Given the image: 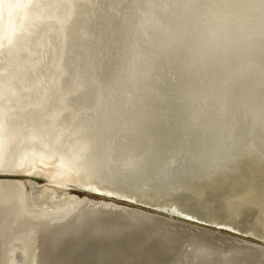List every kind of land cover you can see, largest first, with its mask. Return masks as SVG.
<instances>
[{
  "label": "bare ground",
  "instance_id": "1",
  "mask_svg": "<svg viewBox=\"0 0 264 264\" xmlns=\"http://www.w3.org/2000/svg\"><path fill=\"white\" fill-rule=\"evenodd\" d=\"M68 1L69 0H0V174L9 175L7 177L0 176V264H98V263L99 264H155V263L177 264L180 261L190 264L194 260L199 262L200 264H220L219 262L215 263L213 260L216 257L212 256L210 252L207 253L206 250L203 248L193 247L189 251L183 249L180 251L176 247L178 241L176 242L175 239L169 236L150 231L147 228L131 227V228H124L122 232L115 231L114 226L117 227L126 224L127 222L124 220L123 221L120 220L117 221V219L114 220L115 217L113 215L116 216L121 215V217H126V218H127L126 215L143 217L148 222L150 221L149 223L151 225L153 224L157 226V224L160 223L162 225L167 226L166 229L169 230L170 232H175L180 235H188V236L199 235L203 237H211V239H215V240L217 238H220L219 240L223 242L226 241L227 247L235 248L237 250L243 251V253H247L251 255V256L246 255L247 257H241L238 259L239 261L244 262L246 264H252V263L264 264V193H262L264 191V179L262 178L263 176L260 175L258 170L251 171V174H249L248 176L247 174H244L245 177L244 176L243 177L245 178V183L240 185L237 180L238 178L234 176V174H231L232 172H229V174L225 173L223 176H218L217 173V170L219 168L226 167V165L229 166L228 163H230L229 161L232 160L229 158V156L223 155V153L220 155V153L223 150H227V147L230 144L231 147H234V144L236 145V142L234 141L229 142V140H232L230 138L233 132L232 126L227 128L226 132L224 133L221 132V130L225 131L226 128L225 125H223L224 124L223 121L227 120V123H229V119H231L230 124H233L234 122L237 121L236 120L237 118L234 117L229 118L230 115L227 114H231L236 110V112L237 111L239 112V115L240 114L244 115V113L245 116L248 115V120L245 121L248 122V126L250 125L249 128H251V130L253 131L250 133V130H248V128L246 127L248 130L247 135L250 134L251 136L252 133L253 134L257 133L256 130H259L261 132L264 131V115H261V117L257 118L256 117L257 115L256 116L252 115V112H249V110L243 107L244 103L246 104L248 98H250L249 96L244 97L245 101L240 100V103L238 102L239 104L237 106H235L236 104H232V102L230 101L229 102L231 104L228 102L226 104V101L224 99L225 94L222 97L221 92L222 91H225V93L227 92L226 87H227L228 77H224L223 75H221V77L219 78L222 68L227 67L231 70H236L238 74L239 73L238 71L244 72L252 67V66H248V64L245 65V63L243 65L241 64V66L239 64H238L239 66H236V64L234 65L232 63L234 61L232 60L237 58L238 57L237 55H239L238 58H241L242 56L249 54L250 52H251L250 54H252L253 57L254 55H257L259 57L261 55H264V52L262 51L263 48L261 49L260 46H258L259 43L257 44V41L255 40L254 42L252 41L249 42L250 39L249 40L247 39V41L243 45L240 44L248 36L255 35L257 32L258 34H261L259 32H261L262 29H264V21L261 22L263 25H258V27L257 25L255 26V28L257 29V30L255 29L256 33H254L255 31L253 33H250V31L249 33H244L246 31H243L241 33L240 30L234 29L235 27L231 29L230 32L223 37L224 39H222L223 41L220 44V49L221 52H223L224 54H228L229 56L231 55L232 52H238L237 54L235 53L236 57L230 60H226L225 58L223 64L221 63L222 68L219 69L220 72L217 70L219 73L211 71L210 73L206 72L204 75H200V76L198 75L199 77H192L193 80L192 86L191 85L190 86L192 87L191 89H194L193 91L194 93L191 92L194 94V96L192 95L194 98L191 97L193 100L191 101L189 106L191 105L192 107L193 106L196 107V110H193L192 108L191 110L189 108L191 111H194V113L193 112L191 113L190 110L188 112L186 111V113H183L185 114L184 116L189 120V124H190V125L185 124V126L183 125V127H186V129L188 130L187 127L189 126L192 125L199 126V131H198L199 137L197 136L198 138L196 139L198 141H195L197 143H194L195 146L198 145V147L195 148L196 150L192 148L193 149L192 151L191 148L189 149L187 148V143L191 142V140L188 137L189 132L188 135H185V133H183V135L180 136V138L181 137L183 138V142H179L180 141L179 140L178 141L179 143H175L174 135L176 139H179L178 138L179 136L178 135H177L178 137L176 136L178 125L174 126L173 130L171 129L170 126L167 127V131L169 128L171 129V130L169 129L168 132L169 133L168 140L164 139V142L159 141V143H156L154 141L155 143L150 142L149 146L148 144L147 145L144 144L146 146L144 145L142 146L143 143L141 144V142H143L144 140L141 141L139 139L141 136L143 137V135L141 134V136L138 137V133H139L138 132L137 133L138 139L135 137L136 134H133L134 133L133 130H135L134 124L136 123L138 124L139 122L145 123V119L152 121V118L154 119V117H152L151 115H147L145 116L144 119L143 113L140 114L136 112L135 109H133L132 110L133 112L129 111L130 114L128 112H127L128 115L125 114L127 118L124 124H122L123 122L120 120L119 122L122 123L112 124L113 126L110 129H108L109 132L108 135L117 131H122V134L126 136L125 138L126 141L123 144L121 143L115 144L113 155L118 156L119 158L130 157L128 160L134 161V166L132 169H126L123 170L122 172H119L120 174L117 175L112 182L107 184V170H106V166H104V164L107 162V142H109L107 141V128L105 127L102 128L100 125L99 126L101 128L99 127L97 128L94 127L92 124H91L92 126L86 124L83 125L74 124L73 127L69 129L70 131H68L69 118L67 117H69V115L67 112H66L67 114H64L63 113L64 110H60L59 108L65 105L67 107V105H70L72 103L68 102V100L61 102L60 100L57 99L54 101L48 99L45 94L43 95L37 94L35 90H44V92H46L48 88L45 84L44 85L46 87L42 85L43 82L42 83L37 82L38 83L37 84V83H32L31 81L33 75L32 74L33 66L28 61L34 56L33 52L36 50L38 45L42 43L40 35L35 37L36 33H39V31H41V30L38 31L36 24L40 20H42L45 13L47 15L46 17L47 18L49 17L48 19L46 18L47 19L46 21H49L50 18H51L50 20L52 21L57 15L56 12H58V10L60 11L62 10L61 13L65 12L67 8L65 9L63 4ZM251 2L254 3V1ZM53 3L56 5V8L53 7L51 8V5ZM132 4H135L134 6L137 5L134 2ZM139 5L140 6L136 8L137 11L134 10L135 9L134 7H133L134 9H132L136 12L135 15H133V17L135 18L137 17L136 19H138L139 14L142 13L141 12L142 10L140 9L141 4ZM224 7L225 6H223V8ZM259 7L261 6L259 5ZM262 7H264V5ZM50 8L52 9V12L50 11L51 13L49 12ZM48 13H50L51 15L53 14V17ZM132 13L134 12L132 11ZM142 14L140 15L141 17ZM173 15H170L165 19L163 18L166 22L167 27L160 28V32L157 33L160 37V42L162 40L161 39L162 36H165L164 33H166L167 31L168 24L171 21ZM227 15L228 14H226V16ZM89 16L91 17V15ZM129 17L132 16L129 14ZM129 17L127 16V20ZM141 17H139V19L136 21L138 27L143 25L141 21L143 19L140 20ZM259 18H261V15L259 16ZM262 18L260 20H262ZM245 19H247V17ZM120 20L123 21V19H119L118 23L121 22ZM220 20L218 17V21ZM242 20L243 18L241 19V22ZM185 22H187V20ZM193 22L194 21H192V23ZM43 23L41 25H43ZM155 26L156 29H159L157 28L158 26L156 24ZM192 26H193L192 28L193 30L192 32H190L191 38L187 40L186 43L184 42L185 45L183 44L185 49L184 53H186L185 55H183L184 59L182 58L180 59V61L177 60L178 61L177 67H179L180 70L183 71L185 70L187 72L190 70L192 71L193 69L195 70L196 64L198 65V63L196 62L197 60H195L192 57L193 56L192 54L194 52L192 53V51L190 52V50L194 44L200 47L201 43L200 45H198V42L200 41L204 30V28H202V26L197 22L195 26L193 24ZM235 26L238 27L237 25ZM41 27H45V25ZM223 27H225L226 29V23ZM48 29L50 31L49 26ZM152 29L155 30L154 28ZM46 32L47 29L45 33ZM55 33L56 32L54 31L53 34L55 35ZM213 33L215 32L213 31ZM263 33L264 32H262V34ZM100 34H102V32ZM149 35L150 34L147 35V38ZM53 38L54 37H52L51 39ZM58 41L60 42V40ZM236 41H238L236 44L240 46L238 49H235L233 47ZM160 42L158 44L159 46H160ZM98 43L100 44L99 41ZM82 47L84 48L83 45ZM104 47L102 46V48ZM125 48H123V50H125ZM132 50L133 49L131 47V51ZM172 50L173 49H171V51ZM122 51L121 53L118 51L120 54L118 53L119 55L118 54L116 55L117 61H118V56H119V61H121L120 59L123 60V58H120L122 54H125ZM171 51H169V53ZM126 54L125 57L127 56ZM56 56L58 55L56 54ZM202 58L204 59V57ZM207 59L210 58L207 57ZM129 60L131 61L132 58L128 59V61ZM134 60L132 63H134ZM123 63L125 62H122L121 65L124 66V67L122 66V68L129 75L130 68L126 67L125 66L126 64L124 65ZM206 65H208V63H206ZM92 76L91 78H93ZM36 79L37 78H35V80L33 79V82L36 81ZM112 79L113 76L111 77V80ZM127 79H129V77H127ZM107 81L109 80L107 79ZM113 81L116 82L115 80ZM123 83L124 82H122V85ZM115 84L117 85V87L118 86L121 87L120 81L118 83L116 82ZM98 85L99 84H97V87H99ZM99 88L101 89V87ZM114 88L116 89V87ZM110 101H108L109 104ZM223 105H224V109L221 108L222 110L220 109L221 110L220 113L223 114V118H225V116L227 115V118L220 121L218 118L219 115L217 114L218 112L216 113L218 115V117L216 116V119L214 118L215 116L213 114L211 115L212 117L208 116L211 109L215 110V107H221V106L223 107ZM108 107H110V105H108ZM114 108H116V106ZM120 110H118L119 113ZM123 110L124 109H122L121 111L122 113ZM115 111L117 112V110ZM162 116L159 115L153 120L154 122L153 121L150 122L151 124L154 123V125L157 126H154L152 124L153 127L151 126L152 128H150V130L148 129L149 132L152 131L153 133H160L159 130L163 131V128L165 126L159 123L165 120L164 117ZM238 118L242 119L243 117L239 116ZM217 119L219 120V123L217 124L218 126L215 127L214 129L213 126H216L215 123L218 122L216 121ZM245 119L247 118L245 117ZM148 123L146 121L147 125ZM159 124L160 126H158ZM165 124L167 125V123ZM209 127H211L210 128L211 132H209ZM140 128L137 130H140ZM153 128H156V131H154ZM238 128L236 129L238 130ZM183 130L185 131V129ZM142 133H144V131ZM228 134H231V136H228ZM163 135H161V137ZM249 139L251 138L249 137ZM171 140H173L174 143H171L170 142ZM138 141H141L140 144ZM213 144H215V146ZM244 144L246 143L243 142V145ZM173 145H177V148L174 151H171L170 154L168 153V151H170L168 148L170 146H172L171 148H173L174 147ZM211 145L212 147L210 148ZM254 147L255 146H253V148ZM246 148L251 152L250 146L249 147L246 146ZM263 148L264 147L262 146V149ZM257 153L259 152L257 151ZM167 154L170 155L168 156ZM164 155L165 157L168 158H166L167 160H165L164 164L161 165L157 158L159 156L164 157ZM251 155L252 153H250V156ZM253 155H255V153H253ZM223 156L225 160L220 161ZM217 160H219L220 163L217 164L216 166L210 167V163L213 164V162ZM262 164L263 163H261V165ZM254 167L256 168L257 165H255ZM34 176H42L47 181L44 184H37L31 178ZM219 180H221L223 184H227L226 180H229L227 181L229 182V184L230 182H232L234 184L237 183L238 185V188H236L237 189L236 194L231 195L230 192L233 191H229L226 194L227 195L226 198L236 197L235 195L239 193L240 195L238 194V197L240 196L242 199L248 197L250 199L252 196H255L253 194H256L258 192L260 193L261 191L260 195L263 197L262 198L263 206L261 209L260 207H258L257 210L258 212H256L255 215L256 219H254V224H251L250 226L251 229H249L250 230L249 234H246L243 231V228L238 227L237 224L232 223L230 221L227 222V219L222 216V214H224L223 211H221L220 209H214L212 207L209 208L210 207L209 205L214 206L215 208H221V207L223 208V204L221 203L222 202L221 200L212 199V196L214 194L216 195L219 194L218 191L215 192L212 191L211 189L209 191L206 190V192L204 191L206 189L205 188L206 185L208 184H212V187L216 186V188H218L217 183ZM137 181L154 182L153 183L154 186H152L154 188H149V190L144 191L141 187L138 186L139 184ZM71 184H75L80 189L89 190L95 194L107 195L108 192L113 191L114 193L117 192L121 194H126L127 196L129 195L127 198H131V197L132 199L134 198L136 204L147 206L153 209L154 212L146 209H142L140 207H133L127 204H121L113 200H107L102 198L94 199L88 196H78L76 194H72L71 193L72 191L70 193L66 192V189ZM245 186L246 188H244ZM201 189L203 190V193H200ZM219 189H222V187H219ZM160 194L162 195L160 196ZM193 195H195V197L197 198V200L195 201L197 205H194L190 201ZM127 198L125 199L127 200ZM250 208H252V206H250L249 209ZM96 209H99L102 212L107 211V213L109 212L116 213L111 216H109L110 215L109 213L107 214L108 217H104L109 221L107 222L108 223L107 228L108 227L111 228L110 230L111 232L107 237H105L104 234L102 235L99 233L95 234V232L92 229L95 227L96 224H94L91 221H98V222L100 221L99 222L100 224L103 225L106 224V222H102L103 221L102 219L96 218L99 216L93 213L96 211ZM237 209H239L238 206L231 204L230 206L231 212L233 213L235 211L237 212ZM215 214L217 215L215 216ZM242 214L244 213L241 212L239 216L243 217ZM217 216L220 217V219H217L218 218ZM174 217L179 218L183 221L179 219H175ZM154 221L156 223H154ZM186 221H191L194 224H190ZM51 227H54L56 230L55 237L51 236V233L49 234V231L51 232L50 229ZM223 231L228 232L229 234L224 233ZM115 232L117 234L121 233L122 235L123 234L124 235L121 237H117L116 235H113V233ZM252 235L259 237L262 241L260 239L257 240L252 238ZM147 236L149 237V239L147 238ZM53 242H55L54 245ZM169 254L171 256H169ZM38 255L40 256L37 257ZM167 256H169V258H166Z\"/></svg>",
  "mask_w": 264,
  "mask_h": 264
},
{
  "label": "rangeland",
  "instance_id": "2",
  "mask_svg": "<svg viewBox=\"0 0 264 264\" xmlns=\"http://www.w3.org/2000/svg\"><path fill=\"white\" fill-rule=\"evenodd\" d=\"M218 1H219V4H218ZM229 1H232V2H229ZM229 1L228 0H221V1L220 0H215V1L214 0H178V1L177 0H175V1L174 0L173 1L172 0H165V1L164 0H152V1L151 0H147V1H145V0H141V1L140 0H136V1H133V0H69L68 2L64 3V4H67L68 7H67V5L63 4L64 8L65 9L67 8L66 11L63 10L65 12L61 13L62 10L61 11L58 10V12H56L57 15L52 20L53 23L50 20L51 18L49 19V21H46L49 17L47 18L46 17L47 15L45 13L42 20H40L36 24L38 31L39 30H41V31H39L40 34L36 33L35 37L40 35L42 43H40L41 45L40 44L38 45L36 50L33 52L34 56L28 61L33 66L32 74L34 76L32 75L31 81H32V83H37V82L42 83L43 82L42 85L45 84L48 89L46 92H44V90H35V92L37 94H42V95L45 94L48 99H51L54 101L57 99L60 100L61 102L68 100V102L72 103L70 105H67V107L65 105V106L59 108L60 110H64L63 111L64 114L68 113V115H69V117H67V118H69L68 119V121H69L68 131H70L69 129H71V127H73L74 124L75 125L86 124V125H90V126L93 125L94 127H97V128L98 127L99 128H101V127L107 128V141H109V142H107V162L104 164V166H106V170H107V184L112 182L116 178V176L120 174L119 172H122L123 170H126V169H132L134 166V161L128 160L130 157L129 158H119L118 156L113 155V150L115 148V144H119V143L123 144L126 141V139H125L126 136H124V134H122V131H117V132H114V133L108 135V133H109L108 129H110L113 126L112 124L122 123V122H123L122 124H124L126 122L125 120L127 118L125 114H127V115H128V113L130 114L129 111L133 112L132 111L133 109H135V111L140 113V114L143 113L144 119H145V116H147V115H151L152 117H154V119L159 115H161V116L163 115L162 117H164V119H165L164 121L159 122L160 124L165 126L163 128V131L159 130L161 134L160 133H153L152 131H150L151 133L149 132L150 128H152L154 125V123H152L153 125L150 123L154 120L153 118H152V121L145 119V123L139 122L138 123L139 125L137 123L134 124L136 126V127L134 126L135 130H133V132H134L133 134H136L135 137L137 138V133L139 132L138 137L141 136V134L143 135V137L141 136L139 140L146 141V142L138 141L139 144H140V142H141V144L143 143L142 146L144 144H146V145L148 144V146H149L150 142L153 143L154 141L156 143H159V141L164 142V139L168 140L169 139V133L168 132H169L170 128L167 131V127L170 126L171 129L173 130V127L178 125L177 126L178 130H177L176 136L178 135L179 137L178 136L177 137L179 139H176V137L174 135L175 143L183 142V138L182 137L180 138V136L183 135V133H185V135H188V132H189L188 137L191 140V142L187 143V148L188 149L191 148V150L193 151L192 148L195 149L198 147V145L195 146L194 143H197L195 141H198L196 139L199 137V134H198L199 126L198 125L189 126V127H187L188 130L186 129V127H183V125L185 126V124L190 125L189 120L184 116L185 114H183V113H186V111L188 112L191 108L193 110H196V107H194V106L192 107L191 105L189 106V104L193 100L192 98H194L193 97L194 96V94H193L194 89H191L192 88L191 87L192 81H193L192 77H199L200 75H204L206 72L210 73L211 71L212 72H218L219 69L222 68L221 63L223 64V61L225 60V58H226V60H230V59H233L236 57V54L238 52H232L230 55L231 57H230L228 54H224L223 52H221V49H220V44L223 41L222 39H224L223 37L226 36V34H228L231 29H233L235 27L234 29L240 30L241 33L243 31H246L244 33H249V31H250V33H253L256 29L255 26L257 25V27H258V25H263L261 22L264 21L263 20V18H264V7H262L264 5V0H259V1L258 0H256V1L251 0V1H254L255 4L249 0H247V2H246V0H237V1L236 0H229ZM248 1H249V3H248ZM133 2L136 3L137 5L134 6L135 4H132ZM137 2L139 4H141L140 9L142 10L141 12L143 13V14L141 13L142 17L140 16L141 14H139V17H141L140 20L143 19V20H141L143 25H141L139 27L136 23V21L139 19V17H138V19H136L137 17L136 18L133 17V15H135V13H136L135 11H137L136 8L138 6H140ZM142 2L144 5L142 4ZM174 2L178 7L174 4ZM177 2L179 3V5ZM145 3H146V5H145ZM252 5H253V7H252ZM259 5L261 7H259ZM63 6H61V7H63ZM223 6H225V7L223 8ZM256 6H257V8H256ZM52 7L56 8V5L53 3L51 5V8ZM51 8H50L49 12L50 11L52 12ZM132 9H134L135 11ZM173 9H174V11H173ZM132 11L134 13H132ZM219 11H220V14H219ZM50 13H48V14L51 15ZM124 13H127V14H124ZM168 13L169 14L172 13L170 15H173V14L174 15L171 19L172 22L170 21L168 24V28H167L166 33H164L165 36H162V38H161L162 40L160 42V37L157 33L160 32V28L167 27L164 19L166 17L170 16ZM223 13H224V15H223ZM64 14H65V16H64ZM129 14L132 17H129ZM226 14H228L229 16L228 15L226 16ZM89 15H91V17ZM126 15L129 17L128 20H127ZM155 15H156V17H155ZM260 15H261V18L263 17L262 20H260L261 18H259ZM51 16L53 17V14ZM137 16H138V13H137ZM255 16L258 18H256ZM218 17H219V20L221 19L220 21H218ZM226 17H228V18H226ZM246 17H247V19H245ZM242 18L244 21L242 20V22H241ZM90 19H91V21H90ZM119 19H123L124 22L122 20H120L121 22L118 23ZM251 19H253L254 21ZM186 20H187V22H185ZM192 21H194L195 23L194 22L192 23ZM250 21H252V22H250ZM196 22L198 24H200L202 26V28H204L203 33H202V37H201L200 41L198 42V45H200V43H201L200 47L196 46L194 44L190 50V52L191 51H192V53L194 52L192 54L193 55L192 57L195 60H197L196 62L198 63V65L196 64L195 70L193 69L192 71L190 70L187 72L185 70L184 71L180 70L179 67H177V66H178V61H180V59L183 58V55L186 54V53H184L185 52L184 45H185L186 41L191 38L190 32H192V30H193L192 24L195 26ZM234 22H235V24H234ZM42 23H43V25H45V27H41V26H43V25H41ZM154 23L158 26L157 28H159V29H156V26ZM225 23H226V29H225V27H223L225 25ZM242 23H244V24H242ZM90 24H92V25H90ZM152 24H154V25H152ZM47 25L49 26L50 31H49ZM51 25H53V26H51ZM146 25H148V26H146ZM235 25H237L239 28L236 27ZM104 26H105V28H104ZM243 26H244V28H243ZM253 26H254V28H253ZM52 28H54V29H52ZM152 28H154L155 30H153ZM46 29H47V32L45 33ZM88 30L91 32H89ZM161 30H164V29H161ZM251 30H253V31H251ZM54 31L56 32L55 35L53 34ZM168 31L169 32L171 31V32L169 33ZM213 31L215 33H213ZM222 31H224V32H222ZM97 32H98V34H97ZM101 32H102V34H100ZM149 32H151V33H149ZM262 32H264V29H262V31L259 32L261 34H258V32L256 33V31H255L254 33H256V34L252 35L253 37L248 36L240 44L243 45L247 41V39L248 40L250 39L249 42H251V41L254 42V40H255V41H257V44L259 43L258 46H260L261 49L263 48L262 51L264 52V33L262 34ZM168 33H169V35H168ZM57 34H59V35H57ZM148 34H150V35L147 38ZM101 35H103V36H101ZM257 35H259V36H257ZM260 35H262V36H260ZM52 37H54V38L51 39ZM58 37H60V38H58ZM167 37H169V38H167ZM101 38H103V39H101ZM122 39L124 40V42ZM48 40H49V42H48ZM58 40H60V42ZM98 41L100 42V44L98 43ZM86 42H87V44H86ZM159 42H160V46L158 45ZM237 42L238 41H236L234 43V46H233L235 49H238L240 47L239 45L236 44ZM80 43H82V44H80ZM261 43H263V44H261ZM47 44H48V46H47ZM151 44H153V45H151ZM82 45L84 46V48L82 47ZM261 45H262V47H261ZM102 46L103 47L105 46V47L102 48ZM126 46H128V47H126ZM130 46L133 49L132 51H135L137 54L135 52L131 51ZM123 48H125V50H123ZM153 48H154V50H153ZM171 49H173V50L171 51ZM176 49H178V50H176ZM258 49H259V47H258ZM101 50L102 51L104 50V51L102 52ZM118 51L120 53L122 51L125 54L127 51V54H126L127 58L125 57V54H122V56L120 58H123V60L120 59L121 61H119V56H118V61H117L116 55L119 53ZM169 51H171V52L169 53ZM36 52H37V54H36ZM45 53H47V54H45ZM55 53L58 56H56ZM102 53L105 55H103ZM176 53H178L180 56ZM208 53H209V55H208ZM250 53L244 55L246 57L242 56L241 58H238L239 55H237L238 57L235 58L234 60H232V61H234L232 63L234 65L236 64V66H239V65L241 66V64L243 65L244 63H245V65L248 64V66H252L247 71H244V72L238 71L239 73L237 74L236 70H231L227 67L222 68L219 78L221 77V75H223L224 77H228V81H227V87H226L227 92L225 93V91H222L223 93L221 92V94H222V97L225 94L224 99L226 101V104H227V102L228 103L232 102V104H236L235 106H237L240 103V100L245 101L244 97L249 96L250 98H248L246 104L244 103L243 107H245L247 110H249V112H252V115H254V116L257 115L256 117L259 118V117H261V115H264V72H263L264 71V55H261L260 57L257 55H254V57H253V55ZM128 54H129V56H128ZM46 55L48 58L46 57ZM135 55H136V57H135ZM202 57H204V59ZM207 57H209L210 59H207ZM90 58H92V59H90ZM124 58H125V60H124ZM131 58H132V60L128 61V59H131ZM134 58H135V60H134ZM139 58H140V60H139ZM147 58H148V60H147ZM44 59H46V60H44ZM198 59H199V62H198ZM133 60H134V63H132ZM247 60H249V61H247ZM43 62L45 63V65ZM122 62H125L123 64L124 65L126 64L125 66L130 68V72H129V75L131 74L130 76L128 75V73L126 71L123 70V68H122L123 65H121ZM81 63H82V65H81ZM135 63H136V66H135ZM206 63H208V65H206ZM250 63L253 65H251ZM120 65H121V67H120ZM234 65H232V66H234ZM58 67L61 69H59ZM133 67H134V69H133ZM41 69H42V71H41ZM196 71H198V72H196ZM235 71H236V74H235ZM39 72H40V74H39ZM97 73H99V74H97ZM90 75L91 76L93 75L92 76L93 78H91ZM231 75H232V77H231ZM112 76H113V79L111 80ZM124 76H125V78H124ZM54 77H56V78H54ZM127 77H129V79H127ZM35 78H37V79H36V81L33 82V79L35 80ZM107 79L110 82L107 81ZM113 80H115L117 83L120 81L121 87H119V86L117 87V85L115 84L116 82H114ZM95 82L97 84H99L98 86L101 87V89L99 87H97V84ZM122 82H124L123 85H122ZM128 82H130V83H128ZM70 84H71V86H70ZM69 87H70V89H69ZM114 87H116V89ZM68 91L70 92V94ZM113 92H114V94H113ZM127 92H128V94H127ZM191 92H193V93H191ZM196 92H197V90H196ZM57 95L61 96L62 98L58 97ZM102 95H104V96H102ZM229 99H231V100H229ZM108 101H110V104ZM115 101H117V102L119 101L118 102L119 104ZM114 103H116L119 106H117ZM108 105H110V107H108ZM70 106H72V107H70ZM113 106L114 107L116 106V108H114ZM128 107H129V109H128ZM121 108L124 109L123 113L121 112L122 111ZM221 108L224 109V105H223V107L222 106L221 107H215V110L211 109L208 116L212 117L211 115L213 114L215 116L214 118L216 119V116L218 117V115H219L218 118L220 121L227 118V115H230L229 118L230 117L237 118L236 119L237 121L234 122L233 124H230L231 119H229V123H227V120L223 121V123H224L223 125H225L226 128H225V131L221 130V132L224 133V132H226L227 128L232 126L233 127L232 128L233 132L231 131L232 136H231V134H228V136H231L230 138L232 140H229V142L234 141V142H236V145L234 144V147H231V144H230L227 147V150H223L220 153V155L223 153V155L229 156V158L232 160L229 161L230 162V163H228L229 166L226 165V167H222V168H219L217 170L218 176H223L225 173L229 174V172H232L231 174H234V176H236L238 178L237 180H238L239 184L241 185V184L245 183V178H244L245 175L244 174H247V176H248L249 174H251V171H257L258 170L260 175H262L263 176L262 178L264 179V148L262 149V146L264 147V143H263L264 140H262V139H264V131L261 132L259 130H256L257 133H254V134L252 133L251 134L252 137L250 136V134H248L249 135L248 136L247 135L248 130H250V133L253 131V130H251V128H249L250 125L248 126V122L245 121V120H248V115L245 116V113H244V115H241V114L239 115V112L238 111L236 112V110H235L234 111L235 113L232 112L231 114H227L225 116V118H223V114L220 113V111L222 110ZM69 109H71V110H69ZM115 110H117V112ZM118 110H120L121 114L119 113ZM192 112L194 113V111H191V113ZM119 114L122 116H120ZM95 115H96V117H95ZM233 115H235V116H233ZM90 116H91V118H90ZM221 116H222V119H221ZM239 116H241L243 118L242 119L238 118ZM244 116L247 119H245ZM76 117H77V119H76ZM116 117H119V118H116ZM95 118H96V120H95ZM181 118H182V120H181ZM91 119L92 120L94 119V120L92 121ZM119 120L122 122H119ZM219 120L218 119L216 120L218 122L215 123L216 126H213L214 129H215V127L218 126L217 124L219 123ZM146 121H147V123L149 122L148 125L146 124ZM165 123H167V125ZM94 124H96L97 126ZM160 124L158 126H160ZM154 126H157V125H154ZM234 126H236V127H234ZM246 127L248 128V130ZM139 128H140V130H137ZM210 128L211 127H209V132H211ZM236 128H238V130ZM153 129H154V131H156V128H153ZM183 129H185V131ZM142 130L144 131V133H142L143 132ZM140 131H142V132H140ZM161 135H163V136L161 137ZM166 135H167V138H166ZM145 136L147 137V139ZM228 136H227V138H228ZM249 137L252 139V141H251V139H249ZM111 139H113V140H111ZM151 139H153V140H151ZM148 140H149V142H148ZM174 141L171 140L170 142L174 143ZM249 141H251V142H249ZM243 142L246 144L243 145ZM215 144H213V145L215 146ZM251 144H252V146H251ZM146 145H144V146H146ZM173 146H174L173 148H171L172 146H170L168 148L170 150V151H168V153L171 154V151H174L177 148V145H173ZM246 146L251 147L250 148L251 152H250V150H247ZM253 146H255V147L253 148ZM211 147H212V145L210 146V148ZM185 149H186V147H185ZM255 149H257V150H255ZM245 150H247V151H245ZM257 151L259 153H257ZM250 153H252V155H251L252 157L253 156L255 157V158L253 157L254 159L250 156ZM253 153H255V155H253ZM170 154H167V155L169 156ZM174 154H175V152H174ZM166 158H168V157H165V155H164V157L159 156L157 159L160 162V164L162 165V164H164V161L167 160ZM243 158H245V159H243ZM219 159H221V158H219ZM257 159H259V160H257ZM223 160H225L224 156L222 157V159L220 161H223ZM256 160H257V162H256ZM220 161L217 160V161H214L213 164L210 163V167L216 166L217 164L220 163ZM113 163H115V164H113ZM261 163H263V164L261 165ZM255 165H257L256 168L254 167ZM100 167H103V166H100ZM230 169H233V170H230ZM110 174H111V176H110ZM0 176L2 177L3 175H0ZM31 178L37 184H44L47 181L42 176H34ZM227 181H229V180H226V183H227L226 188H227L228 192L233 191V192H230V194L231 195L236 194V191H237L236 188H238L237 183L234 184V183L230 182V184H229V182H227ZM153 183L154 182H151V181H139L138 186L141 187L144 191H146V190H149V188H154V187H152V186H154ZM160 183H161V181H160ZM220 184H221V180H219L217 183L218 188H216V186L212 187V184H208L205 187L206 189L204 188L205 189L204 191L206 192V190L209 191L211 189L212 191L217 192L219 187H221ZM234 186H235V189H234ZM66 192H69V193L71 192L72 194H76L78 196H88V197L94 198V199L102 198V199H107V200H113V201H116V202L121 203V204H127V205L133 206V207H140L142 209H146V210L154 212L153 209H151L147 206L136 204L135 199L133 198L134 199L133 200L131 196H130L131 198H127L129 195L127 196L126 194H121V193H117V192L114 193L113 191L108 192L110 194L107 193V195L95 194L92 192H88L86 190H82L79 187H77L75 184H71L66 189ZM200 193H203L202 189L200 190ZM187 194H189V193H187ZM161 195L162 194H160V196ZM222 196L223 195L214 194L212 196V199L213 200H217V199L220 200L222 198ZM125 198H127V200ZM203 198H204V196H203ZM129 199H131V200H129ZM196 200H197V198L195 197V195H193L192 199L190 201L194 205H197L195 203ZM250 200H251V198L249 199L247 197L245 199H242L241 197H238V196L237 197H230L228 200L221 199V201H222L221 203L223 205L226 204V207H223V208L221 207L220 210L223 212H229L231 204H234V205L238 206L240 210H242V211H240L239 209H237V212L236 211L234 212L235 214H241V212H243L244 215H246L247 209H244V208L249 207L248 204L250 203ZM219 203H220V201H219ZM143 204H145V203H143ZM146 205H148V204H146ZM249 215H251V214H249ZM174 218L179 219L176 217H174ZM217 219H220V217H218ZM119 220L120 221L124 220L127 222V224H131L133 227L147 228L150 231L157 232L159 234L166 235V236H169V237L175 239L176 242L178 241L176 244V247L180 251L182 249L189 251L193 247L203 248L206 250L207 253L210 252L212 254V256L216 257L213 260L215 263L219 262L220 264H246L244 262L239 261L238 259L241 257H247L246 255L251 256L247 253H243V251L237 250L235 248L227 247L226 241L223 242V241L219 240L220 238H217L215 240V239H211V237H203V236H199V235H189V236L188 235H180V234H177L175 232H170L169 230L166 229L167 226L162 225L160 223H158L157 226L153 225V224L151 225L149 223L150 221L148 222L143 217H139V216H128L127 218H120ZM179 220H181V219H179ZM249 220H251V216H248L241 225H243L245 228H247L246 226H247V223ZM181 221H183V220H181ZM186 222H188L190 224H194L191 221H186ZM154 223H156V222L154 221ZM223 232L229 234L228 232H225V231H223ZM247 239H250V238H247ZM169 256H171V255L169 254ZM169 256H167L166 258H169ZM254 256H256V255H254ZM155 264H166V263H155ZM177 264H187V263L180 261ZM190 264H200V263L194 260ZM252 264H254V263H252Z\"/></svg>",
  "mask_w": 264,
  "mask_h": 264
},
{
  "label": "flooded vegetation",
  "instance_id": "3",
  "mask_svg": "<svg viewBox=\"0 0 264 264\" xmlns=\"http://www.w3.org/2000/svg\"><path fill=\"white\" fill-rule=\"evenodd\" d=\"M0 175H3L2 177H7V176H9V175H6V174H0ZM220 186L222 187V189H218L217 191L219 192V194L220 195H223L222 196V198L221 199H225V200H228L229 198H226V194H227V192H228V190H227V188H226V184H223L222 182H221V184H220ZM244 188H246V186L244 187ZM245 190V189H244ZM86 191H88V192H91V191H89V190H86ZM262 193H264V191L262 192ZM239 194V193H238ZM238 194L237 195H235L236 197L238 196ZM261 194V191H260V193L258 192V193H256V194H253V195H255V196H252L251 197V200H250V203L248 204L249 205V207L250 206H252V208H250L249 209V207H245L244 209H247V211H246V215H244V214H242V216L243 217H241V216H239L240 214H235V213H232V212H223L224 214H222V216L224 217V218H226L227 219V222L228 221H230V222H232V223H235V224H237V226L238 227H241V228H243V231L246 233V234H249V232H250V230L249 229H251L250 228V226H251V224H254V219H256L255 218V215H256V212H258L257 210H258V207H260V209L262 208V206H263V201H262V196L260 195ZM240 195V194H239ZM240 197V196H239ZM220 199V200H221ZM210 207L209 208H214V209H220V208H215L214 206H211V205H209ZM223 207H226V204H224L223 205ZM241 211V210H240ZM249 214H251V215H249ZM215 215H217V214H215ZM248 216H251V221L249 220L248 221V223H247V228H245L243 225H241L243 222H244V220L248 217ZM251 235V234H250ZM245 236H248V235H245ZM255 235H252V238H254V239H257V240H259L260 238L259 237H254ZM251 237V236H250ZM261 240V239H260ZM262 241V240H261Z\"/></svg>",
  "mask_w": 264,
  "mask_h": 264
},
{
  "label": "water",
  "instance_id": "4",
  "mask_svg": "<svg viewBox=\"0 0 264 264\" xmlns=\"http://www.w3.org/2000/svg\"><path fill=\"white\" fill-rule=\"evenodd\" d=\"M95 215L97 214V215H99L98 217H96L97 219H102L103 221L102 222H106V224H100L98 221H91V222H93L94 224H96L95 225V227L94 228H92L93 229V231L95 232V234L97 233H99V234H104L105 235V237H107V236H109V233L111 232L110 230H111V228L110 227H108L107 228V222H109L107 219H105L104 217H108L107 216V214H109L110 213V215L109 216H111V215H113V214H116V213H112V212H109V213H107V211H104V212H102L101 210H99V209H96V211L95 212H93ZM115 218H114V220H116L117 219V221L120 219V218H126V217H121V215H119V216H116V215H113ZM127 217L129 216V215H126ZM99 224V225H98ZM129 227H128V226ZM127 226V227H126ZM115 228V231H119V232H122L123 231V229L124 228H133V226L131 225V224H123V226L121 225V226H114ZM48 229V228H47ZM51 229V232L49 231V234L51 233V236H53V237H55V235H56V230H55V228L54 227H51L50 228ZM47 234V233H46ZM113 235H116L117 237H121V236H123L121 233L120 234H117L116 232L115 233H113ZM118 235H120V236H118ZM126 236V235H125ZM147 238L149 239V237L147 236ZM38 240V239H37ZM55 244V242H53V245ZM55 252H56V250H55ZM40 255H38L37 257H39ZM36 257V258H37ZM40 258H42V257H40ZM97 263V262H96ZM99 264V263H98Z\"/></svg>",
  "mask_w": 264,
  "mask_h": 264
}]
</instances>
